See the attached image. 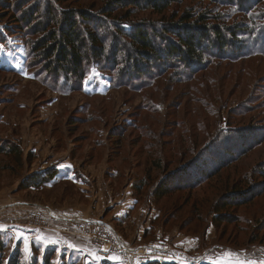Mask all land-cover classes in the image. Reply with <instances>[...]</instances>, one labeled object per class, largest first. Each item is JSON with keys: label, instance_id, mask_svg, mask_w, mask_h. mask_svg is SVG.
<instances>
[{"label": "rangeland", "instance_id": "obj_1", "mask_svg": "<svg viewBox=\"0 0 264 264\" xmlns=\"http://www.w3.org/2000/svg\"><path fill=\"white\" fill-rule=\"evenodd\" d=\"M19 1L0 6V145L19 150L0 153V264H111L109 254L123 264H264V188L257 190L264 185V137L250 140L236 160L222 149L264 129V56L213 60L190 76L168 68L132 88L117 84L120 75L112 74L120 66L106 60L83 66L81 80L64 78L53 74V56L38 50L44 34L19 22ZM43 1L28 0L23 9ZM241 1L175 0L161 13L141 3L104 14L124 28L188 13L221 18L247 27L251 56L249 48L264 42V0L254 7ZM47 2L102 19L113 0ZM192 162L221 170L182 186ZM174 170L175 187L155 197L157 187L175 183ZM51 172L53 179L34 184ZM232 190L255 195L222 207Z\"/></svg>", "mask_w": 264, "mask_h": 264}, {"label": "trees", "instance_id": "obj_2", "mask_svg": "<svg viewBox=\"0 0 264 264\" xmlns=\"http://www.w3.org/2000/svg\"><path fill=\"white\" fill-rule=\"evenodd\" d=\"M174 1L113 0L112 5L107 6L105 8L106 11L102 13V20L91 17L89 13L83 10L74 12L73 10L53 9L47 0L40 4L37 3L38 5L36 4L34 9L30 7L24 10V6L29 2L28 0H21L18 3V7L24 6L21 7L22 9L18 8L20 11L23 10L19 22L26 24V30L44 34L38 41L40 43L38 44V50L41 51V56H49V58L53 56L54 62L58 65L57 71L52 70L54 75H63L64 78L74 76L81 80L83 78V66L92 62L99 63L106 60L111 67L115 64L120 66V71L112 74L113 78L116 74L120 75L117 84L127 85L131 88L133 85L136 87L141 86L152 74H164L168 68L177 69V72H180L183 76H190L207 68L213 60H235L252 56H264V42H262L261 38H258V35L256 39L261 41L258 44H253L248 50L250 51L251 49L255 54L251 56L246 54L245 56L244 44L246 41L243 38L248 35L246 33L247 27L238 24L224 25L221 24L223 23L221 18L216 19L214 16L204 15L203 17L202 15L195 16L193 13H188L181 15L177 21L167 24L134 23L129 28H124L118 25L117 21H109L108 16L105 15L111 13L113 9L119 6L132 5L139 7L142 6L141 3H144L143 6L145 8L161 13L169 8ZM240 1L226 0L230 5ZM247 3L250 4L249 6L254 7V4H257V0L241 1V4ZM3 4H6L4 5L6 10L10 8L7 0H0V6ZM5 9L1 8V12H5ZM30 11L32 12L30 13ZM211 19L218 23L208 22ZM49 26L53 27L48 29ZM248 43L249 38L245 45L247 46ZM132 79L134 82H132ZM261 130L263 131L257 130L256 136H251L247 140H245L246 137L243 134L239 135L236 138L237 140L224 144L222 146L223 151L230 159L236 160L252 147L248 143L250 140L256 144L263 139L264 129ZM231 144L233 146L237 145L238 149H227V145L229 147ZM18 152L17 146L0 145V153L2 154H16ZM215 160L218 165L219 159ZM203 164L192 162L188 169H183L184 177L189 180L186 183L182 181V186H196L202 179L215 176L221 170L201 169ZM198 165H200V168H198ZM54 174L52 172L46 173L43 178L34 181V184H42L51 180L54 178ZM169 178H175V183L168 185L166 181V188L157 187L153 191L155 197H162L169 193L168 190L175 187L174 185H176L180 176L174 170L170 173ZM262 188H264V185L259 189L254 188V190L257 189L259 191ZM254 195L255 192L252 193L250 190H232L228 197L225 196L226 202L222 203V207L251 200ZM143 264L177 263H158L155 260H150Z\"/></svg>", "mask_w": 264, "mask_h": 264}, {"label": "crops", "instance_id": "obj_3", "mask_svg": "<svg viewBox=\"0 0 264 264\" xmlns=\"http://www.w3.org/2000/svg\"><path fill=\"white\" fill-rule=\"evenodd\" d=\"M59 170V169H58ZM61 172L59 171V173L58 174H60ZM67 173H70V174H72V175H74V171H67ZM63 174H65V172L63 173ZM68 178H71V176H67ZM63 179H65V177H63ZM126 202V201H125ZM128 203H125V206H127L128 208H130L129 206H131V204L130 205H127ZM123 207V206H122ZM125 208V207H124ZM109 256L110 257H108L109 258V260H110V262H111V264H123V262L121 261V259H120V257L118 256V255H116V254H114V255H111V254H109ZM118 258V259H113V258ZM150 261V260H149ZM166 263H175V261H169V260H166L165 261ZM164 262V263H165ZM201 263H206V262H194V263H190V264H201ZM208 263V262H207ZM180 264H183V263H180ZM185 264V263H184Z\"/></svg>", "mask_w": 264, "mask_h": 264}, {"label": "built area", "instance_id": "obj_4", "mask_svg": "<svg viewBox=\"0 0 264 264\" xmlns=\"http://www.w3.org/2000/svg\"><path fill=\"white\" fill-rule=\"evenodd\" d=\"M124 246H125V245H123V244L120 243V242H118L117 245H116V247H117V249H118L119 251H121V250H125L126 247H124ZM153 260L157 261L158 263H164V262L166 261V260H161V259H153ZM146 261H149V259L143 261L141 264L145 263ZM132 263H134V264L136 263V264H137V262H135V260H134Z\"/></svg>", "mask_w": 264, "mask_h": 264}, {"label": "snow or ice", "instance_id": "obj_5", "mask_svg": "<svg viewBox=\"0 0 264 264\" xmlns=\"http://www.w3.org/2000/svg\"><path fill=\"white\" fill-rule=\"evenodd\" d=\"M86 83H87V82H86ZM0 230H3V228L0 227ZM68 246H69V247H73V245H71V244H69ZM229 255H231V254H229ZM113 259H118V258H115V257H114ZM229 264H232V262H229Z\"/></svg>", "mask_w": 264, "mask_h": 264}, {"label": "bare ground", "instance_id": "obj_6", "mask_svg": "<svg viewBox=\"0 0 264 264\" xmlns=\"http://www.w3.org/2000/svg\"><path fill=\"white\" fill-rule=\"evenodd\" d=\"M135 255V254H134Z\"/></svg>", "mask_w": 264, "mask_h": 264}]
</instances>
